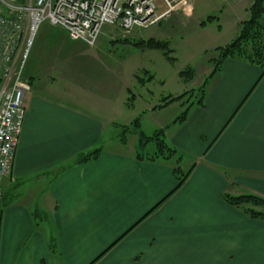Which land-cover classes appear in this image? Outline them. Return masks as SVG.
I'll return each instance as SVG.
<instances>
[{"label":"crops","instance_id":"crops-1","mask_svg":"<svg viewBox=\"0 0 264 264\" xmlns=\"http://www.w3.org/2000/svg\"><path fill=\"white\" fill-rule=\"evenodd\" d=\"M251 3L186 0L174 12L195 20H172L165 35L149 38L199 58L235 37ZM157 10L163 12L162 4ZM167 17L149 27L160 28ZM51 28L60 29L42 27L45 33ZM37 39L24 71L30 90L22 133L11 174L0 182V264H264V221L223 199L225 193L264 198V74L258 66L226 60L203 107L180 125L173 118L157 122L180 157L151 161L137 157V139L127 148L115 131L106 136L117 110L111 89L98 84L97 97L93 78H70L65 62L88 59L86 45L56 64ZM95 150V159L79 163ZM187 167L181 183L174 169L180 176Z\"/></svg>","mask_w":264,"mask_h":264},{"label":"rangeland","instance_id":"rangeland-1","mask_svg":"<svg viewBox=\"0 0 264 264\" xmlns=\"http://www.w3.org/2000/svg\"><path fill=\"white\" fill-rule=\"evenodd\" d=\"M159 12L162 13V11ZM179 19L190 23L195 20V16L191 14H175L174 12L167 17V21L160 28L157 25L147 28L136 27L130 33H125L112 26H106L103 28L96 44L92 47H87L79 41H75L73 45H69L71 43L68 44L67 40L63 38L66 34L61 29L51 28V32H43L42 27L50 26L46 22L37 34V40H41L38 42L40 47L45 43V54L47 56L57 58L56 64L61 62V58L64 56L63 53L68 54L72 52L77 54L81 46H85L86 52L83 55L87 56L88 59L82 56H79L80 59L72 61L67 59L65 62V64L67 63L66 69L72 71L70 78H73L75 81H82L83 83V81H91L93 78L96 88L99 84L98 87L107 93L111 89L110 98L112 101L116 100L114 102L117 104V110L113 116V121L115 122L105 124L106 136L109 137L115 131L119 139V136L121 137L119 134L122 126L131 127L132 121L139 117L141 119L142 131L151 137L156 130H159L157 122L161 121L164 124L170 122L172 118L175 120L184 109L183 106L177 105L178 103L170 104L162 108V110L157 109L152 111V108L161 105L162 99L166 96L175 97L183 92L198 88L211 73V65L208 63L210 55L205 54L206 52L211 53L212 50L204 51L199 58L195 55L186 58L179 52L169 53L165 57L161 51L140 49L136 45H132L131 42H138L141 39L145 40L150 36L161 37L158 36V32L160 31H164L163 35H165L168 32L166 28L169 26V23L172 20ZM47 34L52 36V38L48 39L49 42H46L47 38L45 39V35ZM169 35L171 37L170 40L174 39L170 32ZM59 67L63 69V65ZM89 67L91 68L89 69ZM183 70H193V74H190L191 76L188 74L181 75L180 72ZM60 71L62 72V70ZM149 74H152L154 77L152 81L146 80ZM24 76L25 74H23ZM218 76L213 79L210 86L213 85ZM62 85L65 84L62 83ZM99 88H97L96 93L100 91ZM209 89L211 88L209 87ZM92 90L94 91L95 89ZM99 95L100 92L97 93V97ZM146 110L150 112H146ZM135 139L137 138L134 134H126L128 142L126 147L129 148ZM155 149L156 142L150 140L146 144L144 152H151ZM180 153V151L177 152L176 157H180ZM183 160L187 161L188 159L186 156H183ZM189 167L181 169L180 177L189 172ZM2 204L3 200L0 199V211L3 208Z\"/></svg>","mask_w":264,"mask_h":264},{"label":"built area","instance_id":"built-area-1","mask_svg":"<svg viewBox=\"0 0 264 264\" xmlns=\"http://www.w3.org/2000/svg\"><path fill=\"white\" fill-rule=\"evenodd\" d=\"M164 10L158 14V4ZM185 0H0V182L10 176L30 90L24 70L40 27L63 29L92 47L103 28L130 33L172 14Z\"/></svg>","mask_w":264,"mask_h":264},{"label":"trees","instance_id":"trees-1","mask_svg":"<svg viewBox=\"0 0 264 264\" xmlns=\"http://www.w3.org/2000/svg\"><path fill=\"white\" fill-rule=\"evenodd\" d=\"M211 19L212 17L207 18V21ZM131 43L140 49L161 51L165 57H167L169 53H172L170 43L167 40L148 38ZM205 55H210V58H208V63L211 65L209 77H207L198 88L183 92L175 97H164L162 99V104L153 107L152 110L162 109L170 104L178 103L179 106H183L184 109L180 113V116L174 120V123L180 125L187 119L193 108L204 106L210 91L209 87H212L210 86L211 82L216 76L220 75L223 63L229 59L258 66L262 69V74H264V0H252V3L247 9L246 18L238 24L235 37L228 44L213 49L211 53L206 52ZM180 74L190 75L193 74V70H183ZM153 78V75L149 74L146 80L152 81ZM130 126L131 127L122 126L119 134L121 135V137L119 136V142L122 145H126V134H134L137 138L135 153L139 159L168 161L177 154L173 148L166 144L163 129L156 130L154 134L149 137L142 131L139 118H136ZM150 140L156 142V150L152 154H147V152H144V148ZM98 152L99 150H95L94 152L81 156L79 163L95 159ZM178 170V168L174 169L176 179L183 183L189 172L180 177L178 176ZM223 199L231 206L242 208L247 216L264 221V198L252 194L235 196L225 193Z\"/></svg>","mask_w":264,"mask_h":264}]
</instances>
